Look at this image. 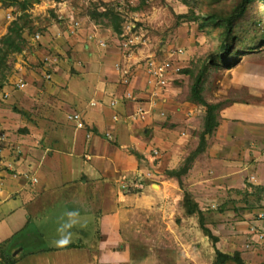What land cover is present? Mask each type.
Wrapping results in <instances>:
<instances>
[{
    "label": "rangeland",
    "instance_id": "rangeland-1",
    "mask_svg": "<svg viewBox=\"0 0 264 264\" xmlns=\"http://www.w3.org/2000/svg\"><path fill=\"white\" fill-rule=\"evenodd\" d=\"M241 3L0 2V39L21 17L27 40L22 52L9 56L0 75L3 264L92 263L94 215L113 208L127 210L119 216L117 235L129 252L126 264H212L216 249L230 256L239 252L244 264L264 263V181H248L247 170L237 187L226 190L225 185L222 192L213 184L219 192L210 190L192 178L199 156L181 177L166 174L180 169L200 143L206 108L189 100L200 73L206 102L219 105L220 111L231 108L233 116L254 120L256 133L264 131V3L253 0L234 22L238 57L231 66L217 58L226 56L223 28L203 20L211 13L228 16ZM95 6L99 12L114 7L122 33L108 19L93 20L88 10ZM150 61L168 64L162 87L149 84ZM125 93L136 99L107 106L111 95ZM73 111L82 113L86 124L96 125L95 143L87 144L94 137L67 121L66 114ZM243 130L237 128L238 135ZM212 134L206 136L207 143ZM63 158L71 161L70 184L59 179ZM47 161L50 165L45 166ZM185 193L200 213H185ZM121 196L124 203L118 202ZM70 218L76 221L71 245L58 247L57 229ZM36 257L41 263H33Z\"/></svg>",
    "mask_w": 264,
    "mask_h": 264
},
{
    "label": "crops",
    "instance_id": "crops-1",
    "mask_svg": "<svg viewBox=\"0 0 264 264\" xmlns=\"http://www.w3.org/2000/svg\"><path fill=\"white\" fill-rule=\"evenodd\" d=\"M111 96L112 97L109 98V105H107L108 107L110 106L112 100L117 98V96L115 95ZM122 100L126 101L125 99H119L117 105H119L120 101ZM91 107L95 108L96 106ZM230 110L231 108H225L220 111L219 106L217 110L218 126L216 128V131L213 132L212 136H209L210 141H208V143L206 141L204 150L196 155L195 158H197L198 156L199 157L197 158L192 172V178L196 184L201 183L204 187L207 184V187L210 188V190L215 189L214 191H218L216 190L217 187L221 189L222 192H224L226 189L225 185H228V189L226 190H229V188L237 187L241 182L242 176L246 173L247 170L251 171L249 175L250 177L248 176V181L251 179L255 180L256 178L259 182L264 181V131L256 133L253 130L255 128L254 120L249 119L246 121L242 119V117L240 118L237 116H233V112H230ZM70 113L66 114V118ZM112 113L116 114V111H112ZM79 114L82 115V113ZM108 114L109 112L107 113V115ZM69 123L72 124L75 130H80L76 128L74 123ZM95 126V124L91 126L89 124H86V135L89 130L88 127H90L93 130L90 132L94 137L91 139V142L87 144H93V142L95 143L97 140L96 137L97 135H99V132L97 131ZM237 128H244L245 131L243 130L241 136L238 135ZM49 162L50 161L45 162L44 165H50ZM70 163V159H68L67 161V159L63 158V164H61V167H64V169L59 170L60 181L68 184L74 181L71 179L72 169L69 170V168L72 167V165ZM198 165H200L201 168L197 169ZM209 173L210 175H208ZM195 183H193V185H195ZM61 184L63 185L64 183ZM213 184H216L217 186L215 188H212L211 185ZM152 185L154 186V184ZM155 187L161 188V186L159 185ZM125 198L126 197L121 196L118 199V202L124 203L126 200ZM129 200H131L130 197ZM40 201L42 202V199H40L39 202ZM34 202L39 203L38 200H34ZM108 204L109 199L106 203H104L105 207H107L106 205ZM112 205L114 206V204ZM38 209L39 207L34 208L33 210H31V213H37ZM125 211H127L125 208H113L112 211L110 210V212L107 211L104 213V211H102L101 213H95V239L97 241L94 245L95 251H92L94 255L92 257V263L90 264H126L129 262V252L122 242L118 243L120 239L117 237L119 228L118 220L120 219L119 216ZM27 219H29V217H27ZM28 223H30V220H28ZM99 230H101V233H99ZM80 242L78 243L80 244ZM70 245L71 243L67 244V246ZM117 246H119L120 248L117 249ZM0 258V260L4 262L3 254H1ZM36 258L37 260H34L33 263H41V258ZM3 262H0V264H3ZM66 262H70V260ZM75 262L76 261H73L72 264H75ZM54 264H58V260H56Z\"/></svg>",
    "mask_w": 264,
    "mask_h": 264
},
{
    "label": "trees",
    "instance_id": "trees-1",
    "mask_svg": "<svg viewBox=\"0 0 264 264\" xmlns=\"http://www.w3.org/2000/svg\"><path fill=\"white\" fill-rule=\"evenodd\" d=\"M18 0H0L2 3L7 4H16ZM184 3H186V0H181ZM253 0H242V3L239 5L238 9L228 16L219 15L216 13L207 14L206 17H204L205 23H211L216 26H220L223 28V38H222V50L226 53V56L223 57L222 55L217 57L221 63L228 64L231 66L232 58L238 57V54L235 56V46L234 42L237 41V37L234 35V22L238 20L240 17H242L246 11H247V5L251 3ZM262 3H264V0H262ZM105 6L107 4H104ZM22 11H25L26 9V3H22L20 5ZM88 14L93 20H103L108 19L110 22L109 24L112 26L113 30L120 34L122 33V21L118 13L116 12L114 7L107 6V8L99 12L98 7H94L93 10H88ZM21 16V15H20ZM182 17H186V15H182ZM26 23L22 22L21 17H18L17 19L13 20L7 30V33L4 34L0 39V75L3 77V73L7 69L6 62L11 54L14 53H20L23 51V47L27 44V40L24 37V32L26 28ZM32 28H29V34L32 33ZM202 80H203V74L200 73L196 79L194 84L191 87V93L189 96V100L193 103H198L206 108V116L204 120V130L201 133L200 136V143L197 147V149L186 158L185 164L180 169H173L168 170L166 174L170 177H181L183 174H186L188 170L190 169V166L192 162L194 161V158L196 155L201 153L205 146H206V136L211 135L216 127L218 126L217 122V110L219 108V105L217 104H211L204 100L202 97ZM183 206L185 208V213L188 216H192L196 213H200V210L198 208V205L194 203L192 200V196L188 193H185L183 197ZM206 235L214 240L217 241V237H214L212 233L208 229H204ZM215 258L212 264H228L229 262L233 261L235 264H244V262L241 259L240 253L236 252L233 256H230L228 254H225L221 252L220 250L216 249L215 252ZM4 263V262H3ZM8 264H11L8 262ZM264 264V263H261Z\"/></svg>",
    "mask_w": 264,
    "mask_h": 264
},
{
    "label": "built area",
    "instance_id": "built-area-1",
    "mask_svg": "<svg viewBox=\"0 0 264 264\" xmlns=\"http://www.w3.org/2000/svg\"><path fill=\"white\" fill-rule=\"evenodd\" d=\"M82 1L88 4L90 1H94V0H82ZM36 37L38 38L39 34ZM147 66H148V70H147L148 75L150 76L148 78L149 84H155L158 87H162L165 84L163 76L166 72L168 64L156 65L154 61H150L149 63H147ZM119 99H125L126 101H129V100H135L136 98L132 96V93H125L124 95L113 99L112 102L110 103V107L112 108L116 107ZM95 105H96L95 102H91V106H95ZM138 111H141L142 113L143 110L140 108L138 109ZM113 118L117 119L116 114L113 115ZM66 119L67 121L74 123L77 129H84V128L86 129V124L83 121L81 114L77 112H72L67 115ZM87 137L88 138L92 137V133L90 131L87 132ZM33 181H36V179L34 178ZM122 187L125 188V184H123Z\"/></svg>",
    "mask_w": 264,
    "mask_h": 264
},
{
    "label": "clouds",
    "instance_id": "clouds-1",
    "mask_svg": "<svg viewBox=\"0 0 264 264\" xmlns=\"http://www.w3.org/2000/svg\"><path fill=\"white\" fill-rule=\"evenodd\" d=\"M70 215L75 216L76 214L72 213ZM75 223H76V221L72 220L70 218L69 221L61 223V225L58 227L57 232H58L60 238L58 240L54 241V243L58 247H64L70 242V239H71L70 229L74 226Z\"/></svg>",
    "mask_w": 264,
    "mask_h": 264
},
{
    "label": "water",
    "instance_id": "water-1",
    "mask_svg": "<svg viewBox=\"0 0 264 264\" xmlns=\"http://www.w3.org/2000/svg\"><path fill=\"white\" fill-rule=\"evenodd\" d=\"M154 186H157V185H154Z\"/></svg>",
    "mask_w": 264,
    "mask_h": 264
}]
</instances>
